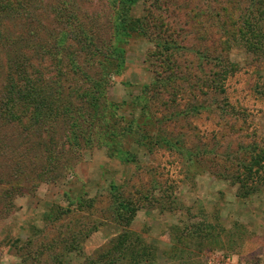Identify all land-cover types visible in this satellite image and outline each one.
<instances>
[{"label":"rangeland","instance_id":"374dc122","mask_svg":"<svg viewBox=\"0 0 264 264\" xmlns=\"http://www.w3.org/2000/svg\"><path fill=\"white\" fill-rule=\"evenodd\" d=\"M55 2L69 28L97 23L100 63L84 71L99 79L78 84L87 101L70 151L67 121L51 135L66 174L54 184L26 174L5 215L0 203V264H107L131 218L122 201L136 213L138 255L115 264H264V0ZM127 14L144 33L128 37ZM68 38L56 39L58 60ZM67 53L76 72L82 53ZM13 174L0 165L3 189Z\"/></svg>","mask_w":264,"mask_h":264},{"label":"trees","instance_id":"16d2710c","mask_svg":"<svg viewBox=\"0 0 264 264\" xmlns=\"http://www.w3.org/2000/svg\"><path fill=\"white\" fill-rule=\"evenodd\" d=\"M137 1L121 0V3L131 7ZM58 8L55 0H0V165L9 163L15 169L10 189H3L4 185L0 179V203L3 210L1 214L4 215L9 212L11 204L9 202L23 195L25 188L22 184L25 183L26 174L31 179L36 178L37 184L41 182L54 184L66 174L54 168L53 162L56 159L51 155L53 153L51 135L58 123L67 121L66 126L71 136L65 135L64 144L69 145L68 141L73 133L71 119L76 116L77 119L83 117L84 107L78 104L87 101L86 93L79 91L78 84L99 79L91 77L84 71L86 66L97 67L100 63L98 57L101 53L96 43L97 23L94 18L83 16L69 28L65 10ZM122 22L124 28L129 30L128 37L144 33L142 27L133 29L128 14ZM150 24L145 22L144 25L150 27ZM151 28L161 31L160 28L163 27L153 25ZM60 33L67 34L69 38L62 47L63 54L58 60L59 46L56 39ZM72 33L74 37L71 36ZM73 46L77 52L82 53L80 64L84 66L77 67L76 72H72L71 67L75 59L71 60L67 53ZM96 55L98 57H95ZM104 62L105 60H102V63ZM156 141V145H159L160 140ZM70 149L71 145L62 154L69 152ZM38 161L44 165L41 171L32 175L29 168ZM120 203L119 207L123 205L131 218L123 225L116 213V221L123 226L117 231L119 235L111 240L108 250H113L111 254L116 253V256L115 259H111L113 255L107 256V264H115L113 261L117 262L118 255L125 252L127 255H122V258L138 255L133 252L138 244L137 234L132 232L128 225L136 213L130 209L129 204L123 201ZM55 212L49 214L54 216ZM175 226V229L180 228ZM195 230L196 228L189 233L188 241L196 240ZM177 231L181 232L180 235L183 233V229ZM3 244L6 246L7 242ZM174 251L175 255H182L177 249ZM155 253L148 252L151 257Z\"/></svg>","mask_w":264,"mask_h":264}]
</instances>
